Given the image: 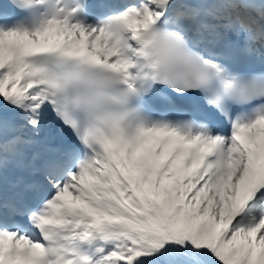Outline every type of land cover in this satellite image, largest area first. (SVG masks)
Segmentation results:
<instances>
[{
    "label": "snow or ice",
    "instance_id": "6c2138e0",
    "mask_svg": "<svg viewBox=\"0 0 264 264\" xmlns=\"http://www.w3.org/2000/svg\"><path fill=\"white\" fill-rule=\"evenodd\" d=\"M0 264H264V0H0Z\"/></svg>",
    "mask_w": 264,
    "mask_h": 264
}]
</instances>
